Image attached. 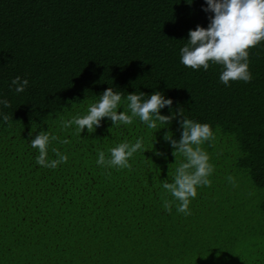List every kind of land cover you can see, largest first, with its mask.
Returning <instances> with one entry per match:
<instances>
[{"label": "trees", "instance_id": "obj_1", "mask_svg": "<svg viewBox=\"0 0 264 264\" xmlns=\"http://www.w3.org/2000/svg\"><path fill=\"white\" fill-rule=\"evenodd\" d=\"M205 0H0V264H264V41L249 51L248 83L220 82L222 66L180 63L189 30L207 27ZM29 81L22 93L11 81ZM112 88L126 98L161 92L171 122L108 118L81 135L61 120L86 114ZM126 108V101L118 112ZM7 116V120L4 119ZM183 117L211 126L201 147L213 173L191 214L170 212L184 162L169 141ZM68 156L36 164L40 131ZM31 133V137L30 134ZM142 141L129 168L97 165L98 153ZM63 141V142H62ZM162 155H157V153Z\"/></svg>", "mask_w": 264, "mask_h": 264}, {"label": "clouds", "instance_id": "obj_2", "mask_svg": "<svg viewBox=\"0 0 264 264\" xmlns=\"http://www.w3.org/2000/svg\"><path fill=\"white\" fill-rule=\"evenodd\" d=\"M205 4L207 6H202L203 11L214 15L209 16L210 22L206 28L197 25L194 30H189L187 43L180 48V63L193 70H207L210 63L221 65L223 70L219 79L225 86H229L232 81L250 82L252 73L249 70L248 50L264 41V0H205ZM11 84L17 93H22L29 81L17 76ZM145 96L140 92L122 98L120 92L109 87L97 101L88 105L86 114L61 120V125L63 128L74 125L80 135L85 129L88 132L95 130L104 118L110 119L113 126L131 125L138 118L149 129H160V125L165 127L172 117L162 115L161 109L170 107L173 101L159 91L147 96V99ZM125 101L126 108L118 112ZM0 105L10 106L6 99H0ZM4 119L7 120V116ZM178 123L180 139H172L171 133H166L164 139L174 149V157L179 154L184 162L175 169L171 182H161L162 188L173 198L171 201L165 200L163 208L170 212L173 203H176L177 212L190 215L189 205L196 198L198 188L210 184L209 177L214 169L208 153L201 145L210 141L214 133L207 123L185 117ZM29 135L32 136L31 133ZM56 139L55 135L43 130L30 139V146L39 153L37 165L55 169L67 162L68 156L55 148L51 151L57 158L48 159L49 146ZM139 150H142L139 138L135 143L122 142L109 150L107 159L105 153L100 151L96 163L102 167L129 168L130 159ZM157 155L162 153L158 152Z\"/></svg>", "mask_w": 264, "mask_h": 264}]
</instances>
